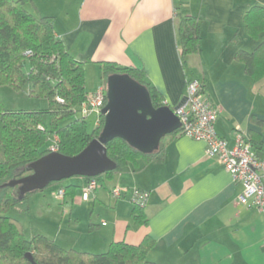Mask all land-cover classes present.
<instances>
[{"label":"crops","instance_id":"0c3cea01","mask_svg":"<svg viewBox=\"0 0 264 264\" xmlns=\"http://www.w3.org/2000/svg\"><path fill=\"white\" fill-rule=\"evenodd\" d=\"M254 5L264 8V0H77L73 21L65 23V12L58 24L54 19V28L67 50L89 60V93L100 85L94 80L98 75L101 81L98 61L103 60L142 68L171 107L185 99L187 79L197 78L205 99L222 107L216 133L231 146L237 134L249 140L256 132L261 145L254 152L264 158V74L253 78L237 56L264 41V30L251 37L244 22ZM178 13L196 17L201 36L200 51L188 55L184 65ZM166 140L163 161L129 165L107 177L108 191L117 184L147 192V222L134 223L132 205L115 199L112 227L101 231L97 246L108 248L112 240L138 243L148 235L154 240L148 258L157 264H264V211L237 202L241 185L215 157L205 155L203 140L184 135ZM86 181L78 176L68 182L76 186L73 201ZM65 184L48 188L53 193ZM98 188L99 183L95 196Z\"/></svg>","mask_w":264,"mask_h":264},{"label":"trees","instance_id":"16d2710c","mask_svg":"<svg viewBox=\"0 0 264 264\" xmlns=\"http://www.w3.org/2000/svg\"><path fill=\"white\" fill-rule=\"evenodd\" d=\"M26 1L0 0V86L8 85L14 90H22L26 86L28 96L46 99L47 107L7 108L0 95V264H157L148 258V252L154 245V240L148 235L138 243L112 240L103 252L77 250L64 247L54 237L41 232L27 237L22 221L10 214L14 208L28 212L32 194L62 183L64 179L51 182L43 189L26 192L21 198L16 193L17 186H9L7 182L29 174L27 164L50 152L51 146L64 155L77 154L99 135L104 123L102 113H99L98 122L91 131L81 115L61 123L78 113L81 103L94 92L89 93L85 85V66L89 60H79L67 50L55 31L52 16H36L29 12L24 7ZM244 22L248 34L257 36L264 30V8L252 6L246 11ZM176 31L179 55L184 65L188 55L197 54L201 49L198 19L178 13ZM237 56L242 59L247 74L255 79L264 74V41L255 51L240 52ZM98 63L102 80L114 73L127 74L146 87L154 107L165 105L163 96L142 68L122 66L108 60ZM44 114L48 115V121L44 120ZM180 135V128L164 135L158 147L151 152L139 151L124 139L115 137L105 144L106 154L115 168L92 177L99 181L103 176H112L129 165L137 168L142 163L163 161L166 139ZM50 138L53 143L46 147ZM247 141L253 152L261 145L260 135L254 131ZM61 188L65 197L72 195L76 186L67 183ZM131 205L133 222L146 223L145 205L133 202Z\"/></svg>","mask_w":264,"mask_h":264},{"label":"water","instance_id":"95a60500","mask_svg":"<svg viewBox=\"0 0 264 264\" xmlns=\"http://www.w3.org/2000/svg\"><path fill=\"white\" fill-rule=\"evenodd\" d=\"M175 106L154 107L146 87L124 73L110 74L106 78V103L101 109L104 117L99 135L75 155L57 151L27 164L29 174L12 179L6 184L17 186L21 198L26 192L40 190L49 183L72 176L92 177L115 168L107 156L105 144L120 137L142 152L158 147L161 137L180 127Z\"/></svg>","mask_w":264,"mask_h":264},{"label":"rangeland","instance_id":"374dc122","mask_svg":"<svg viewBox=\"0 0 264 264\" xmlns=\"http://www.w3.org/2000/svg\"><path fill=\"white\" fill-rule=\"evenodd\" d=\"M76 2L77 0H28L25 2L24 7L36 16H52L57 24L62 16H65L64 13L69 12V17L65 18V23H71L74 18L73 9ZM98 78L97 75L94 83L99 82L98 84H102L106 88V79L98 81ZM0 95L7 108L45 109L47 107L46 99L28 96L26 86L22 90H14L8 85H1ZM78 115V113L70 115L68 118L63 119L61 123ZM43 118L45 121H48L47 114H44ZM85 119L87 129L91 131L95 127L97 115L90 113ZM52 143L53 141L50 138L45 146L50 147ZM74 177L78 176L64 179L62 184L68 183ZM98 183L97 195L95 196L94 192L91 193L87 201L80 199L81 191H79V196L74 199L75 201L68 194L65 201L62 202L54 198L50 188H47L31 195L28 212H20L17 208H14L10 211V214L22 221L27 237L36 232H41L54 237L67 248L77 247L79 250L103 252L107 250V247L101 248L97 246V243L103 240L101 231L112 227V212L114 211L115 198H112L108 191L111 180L107 176H103L102 180L98 181ZM117 201H121L120 204L123 203L122 201H127L131 204L128 197L126 199L119 198ZM103 222L104 224L107 223L106 226L101 225ZM91 223L92 226H90ZM90 229H94L92 234H88V230ZM104 236L105 238L108 237ZM86 245L87 247H85Z\"/></svg>","mask_w":264,"mask_h":264},{"label":"built area","instance_id":"2783aa9c","mask_svg":"<svg viewBox=\"0 0 264 264\" xmlns=\"http://www.w3.org/2000/svg\"><path fill=\"white\" fill-rule=\"evenodd\" d=\"M105 102L106 88L99 85L81 103L78 113L83 117L94 113L97 115L96 124ZM221 109L220 105L205 99L203 85L199 79H187L185 100L174 110L179 118L180 134L205 142V155L215 157L231 175L232 180L241 185L242 191L237 196V202L264 211V158L258 157L251 150L247 139L240 134L235 136L234 144L229 146L227 140L216 133L214 124ZM55 138L54 136L53 139ZM50 149L56 150L54 146ZM97 186L96 178H88L81 187L80 199L88 200ZM109 193L115 199L128 197L133 203L141 205L146 203L147 192L137 188L130 190L126 186L116 184L110 187ZM53 196L62 199L64 189L58 188L53 191Z\"/></svg>","mask_w":264,"mask_h":264}]
</instances>
